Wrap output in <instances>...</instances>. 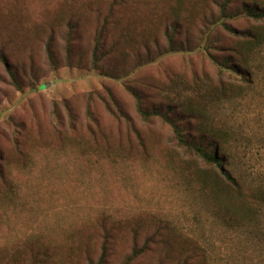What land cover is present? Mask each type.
Returning <instances> with one entry per match:
<instances>
[{
    "label": "rangeland",
    "instance_id": "rangeland-1",
    "mask_svg": "<svg viewBox=\"0 0 264 264\" xmlns=\"http://www.w3.org/2000/svg\"><path fill=\"white\" fill-rule=\"evenodd\" d=\"M175 1L0 0L8 65L0 62V264H96L105 233L104 264H124L133 249L140 253L125 264H179L184 256L187 264H264V204L247 218L219 181L228 205L217 209L214 193L195 178L216 173L177 145L161 116L141 118L127 89L146 108L170 113L189 140L200 141L199 131L221 135L246 189L264 183V47L247 83L220 74L197 47V19L185 16L175 37L183 45L189 39L191 50L164 53L165 21L156 20L145 36L154 39L146 40L151 60L143 41L129 45L119 33L123 17L159 16ZM210 12L205 0L195 15ZM108 13L116 22L105 26L93 65ZM9 15L21 21V36L6 25ZM213 36L228 41L219 27ZM219 82L232 87L220 91ZM191 102L187 120L181 109ZM154 233L162 237L146 244Z\"/></svg>",
    "mask_w": 264,
    "mask_h": 264
},
{
    "label": "trees",
    "instance_id": "trees-1",
    "mask_svg": "<svg viewBox=\"0 0 264 264\" xmlns=\"http://www.w3.org/2000/svg\"><path fill=\"white\" fill-rule=\"evenodd\" d=\"M205 2V0H176L175 3L170 4L163 13L159 16H156L154 13H149L142 18L134 17L132 19L125 20L124 17L121 22V30L119 31L122 39L129 45L138 43L139 41H143V47L146 51V60H151L152 53L149 51V40H154L152 38H147L145 40V36L148 35L154 29V22L156 20H164L165 21V39L166 46L163 47L164 52H169L175 50L176 47H179L181 51H190L191 42L186 38V44L177 43L175 37L180 34L183 29V19L185 20L187 17L189 19H197L202 23V27L199 29L200 39L198 40L197 47L202 46L203 53L211 60V62L218 68L219 73L223 74L224 72H228L231 76H239L241 80L246 81L247 83L253 82V69L257 68L255 61V57L260 56L262 53V49L264 47V0H212V4L215 7L216 14L210 12V14H202L199 17H196L195 10L199 7L201 3ZM186 16V18H185ZM208 16V17H207ZM209 18V20H208ZM238 20H242L245 23H249L246 27L239 29L232 25V22H236ZM16 24V25H14ZM10 19V15L6 20V25L9 29L18 35L21 36L20 31L22 32L23 26L21 21H15ZM116 22L113 19L111 13H108L106 17L103 19V25L99 29V33H97L95 44H94V55H93V65H96L99 61V56H97V52L99 46L102 42V35L104 30H106L105 26ZM138 24L140 25L138 27ZM71 27V26H70ZM222 29L225 32L227 37V42L222 43L220 37H214L213 32L216 31V28ZM22 38V37H21ZM117 47V43L113 42L110 45V52H113ZM67 48L69 49V39L67 38ZM46 49L48 53V59L50 62H54L53 51L51 50V44L47 42ZM0 62L7 67V58L3 55L0 50ZM12 82L16 83L15 76L11 73ZM218 90L223 92L226 90V87H232L231 85H225L223 82H219L217 84ZM239 87V86H237ZM236 88L237 90L239 88ZM128 91L132 95L135 100V107L137 114L143 118L148 119L151 115L161 116L164 121L170 126L173 139L176 141L177 145L185 148L190 151L197 158H199L203 163L211 167V171L215 172L217 177H211L205 171H199L196 173V182L200 185L201 190L204 192L205 190H209L214 193L212 199L214 200L215 207L220 209L223 205H228L226 202L221 199V192L219 191L218 183L221 181L223 186H227L229 192L231 191L234 194L235 201L237 204L242 207V213L249 218L256 214V210L253 205L262 203L264 204V183L256 184L250 188H247L242 184L241 180L237 175H235L229 168L230 165V155L224 153L221 149V144L224 140L221 139V135L214 133H204L203 131H199L198 139L200 141L189 140L185 137V135L181 131V126L178 122L173 121L170 113H163L164 116L158 112L157 110H150L144 106L142 98L135 89L127 86ZM193 107V103L186 104L184 108H182V112L185 119H190L192 117L191 111ZM208 134V138H204V135ZM2 176V174H1ZM4 184L8 183L9 180L5 179L3 176L1 178ZM225 184V185H224ZM231 203L229 201V206L233 205L234 202ZM251 205L252 209L249 206ZM231 213H234V208L231 209ZM154 237L161 238L162 235L159 233H154L151 236L146 238L147 243L151 241ZM103 241L101 244V254L98 257L96 264H104L106 259V252L108 248V244L110 243V236L105 233L103 235ZM140 251L133 249L132 254L127 257V261L136 257ZM41 255H45L42 253ZM44 256V257H45ZM183 262H180L182 261ZM179 264H187V261L190 262L189 256H184L181 259ZM125 262V263H126ZM124 263V264H125ZM191 264V263H190Z\"/></svg>",
    "mask_w": 264,
    "mask_h": 264
}]
</instances>
